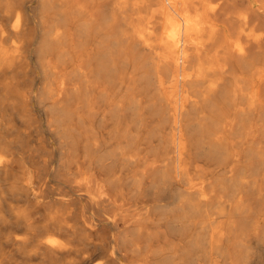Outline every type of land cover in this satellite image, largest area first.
Returning a JSON list of instances; mask_svg holds the SVG:
<instances>
[{
	"label": "bare ground",
	"instance_id": "1",
	"mask_svg": "<svg viewBox=\"0 0 264 264\" xmlns=\"http://www.w3.org/2000/svg\"><path fill=\"white\" fill-rule=\"evenodd\" d=\"M0 264H264V0H0Z\"/></svg>",
	"mask_w": 264,
	"mask_h": 264
},
{
	"label": "rangeland",
	"instance_id": "2",
	"mask_svg": "<svg viewBox=\"0 0 264 264\" xmlns=\"http://www.w3.org/2000/svg\"><path fill=\"white\" fill-rule=\"evenodd\" d=\"M23 78V77H22ZM25 79H27L25 77ZM24 84V83H23ZM31 123L32 126H34L36 123L32 124V121H29V124ZM26 141L30 143L31 146H33L36 150L37 153V163L35 164V170L36 174L39 179L42 181H46V190H49V194L52 196V198H60L61 197V184H59L56 181V177L51 176L50 174L47 173L46 167H44L41 163L42 158H47L48 153L50 152L51 146L50 143L47 140V134L44 132H38L37 129L36 131H33L31 134V137L29 139H26L24 142L26 144ZM54 170V171H53ZM53 170L51 173L54 175H57V167L54 166ZM27 179L22 175L19 174V177L15 178H9L6 180V183L8 185H11L13 183L19 185V183L26 181ZM71 195L66 196V198H71Z\"/></svg>",
	"mask_w": 264,
	"mask_h": 264
}]
</instances>
